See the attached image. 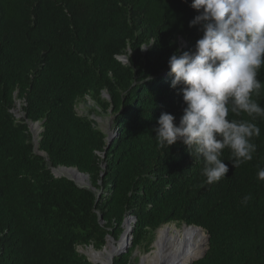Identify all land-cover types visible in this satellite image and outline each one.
Returning <instances> with one entry per match:
<instances>
[{"label":"trees","instance_id":"1","mask_svg":"<svg viewBox=\"0 0 264 264\" xmlns=\"http://www.w3.org/2000/svg\"><path fill=\"white\" fill-rule=\"evenodd\" d=\"M190 3L0 0V264H91L78 247L118 241L128 217L136 218L131 247L113 264H138L135 252L173 223L210 236L194 264H264V182L256 179L264 119L255 121L253 159L235 168L225 149L229 171L211 185L186 146L160 148L154 139L161 113L178 124L186 106L167 62L203 35L201 25L189 27L199 14ZM87 96L114 116L108 151L106 135L76 111ZM255 99L264 107V90ZM16 101L25 103L21 119ZM29 122L41 125L38 150L49 161L35 152ZM60 167L88 175L90 187L56 177Z\"/></svg>","mask_w":264,"mask_h":264},{"label":"clouds","instance_id":"2","mask_svg":"<svg viewBox=\"0 0 264 264\" xmlns=\"http://www.w3.org/2000/svg\"><path fill=\"white\" fill-rule=\"evenodd\" d=\"M190 7L199 14L189 27L201 25L203 35L194 51L177 50L167 62L170 86L179 89L186 106L178 124L174 115L161 113L154 139L160 148L186 146L202 162L203 183L211 185L229 171L222 159L225 149L235 168L256 152L253 138L260 128L255 121L264 119V107L255 99L264 90L258 79L264 68V0H191ZM230 114L249 119H229ZM256 179L264 182V168L258 167ZM252 199L247 194L241 203L247 206Z\"/></svg>","mask_w":264,"mask_h":264},{"label":"bare ground","instance_id":"3","mask_svg":"<svg viewBox=\"0 0 264 264\" xmlns=\"http://www.w3.org/2000/svg\"><path fill=\"white\" fill-rule=\"evenodd\" d=\"M32 129L38 130L35 126ZM55 173L72 178L80 185H87V180L75 169L60 167ZM126 226L127 238L122 240L123 243L121 242L119 248L109 242L102 251L91 250L90 258L94 264H111L114 257L120 254L121 246L129 242L128 235L130 236L131 233L129 225ZM205 245H208V236L204 230L187 225L180 229L175 224H169L157 231L153 249L141 258L140 264H191L206 251Z\"/></svg>","mask_w":264,"mask_h":264},{"label":"rangeland","instance_id":"4","mask_svg":"<svg viewBox=\"0 0 264 264\" xmlns=\"http://www.w3.org/2000/svg\"><path fill=\"white\" fill-rule=\"evenodd\" d=\"M180 43H181L182 47L186 46V43L184 42V40L181 39ZM120 59L124 63H127V61H128L125 57H121ZM102 99L103 100H109L110 97H109V95L107 93H104L102 95ZM24 107H25V103L23 101H16L15 108L12 110V113L18 119H21V116H23V114H24V112H23V108ZM76 111H77L79 116L88 117L90 120L94 121L95 125H96V128L101 130L106 135L107 140L108 139L110 140L111 138H116V127L114 125V116L112 115V112L110 110L109 111H105L95 99L87 96L86 98L80 100L78 102V104H77ZM41 129L42 128L39 127L38 130H37L38 132L33 130V129L30 130L31 131V135H32L31 142H32L35 150L39 147V141H40V137L39 136H40V133H41L40 132ZM87 183H89V180H87ZM173 224H175L180 229L183 228L186 225V224H181V223H179V224L178 223H173ZM126 229H127V226H124L125 232H126ZM206 234H207V232H206ZM123 235H124V232H123V234L121 235V237H120V239L118 241H116L112 237L111 238L109 237L106 246L102 250H104L107 247L109 242H111L115 247L119 248L120 244H121V242H122V240L124 239V236H125V235L124 236ZM130 237H131V233H130V236L128 235L129 242H127L125 245H122L121 248H120V251H121L123 246H126V248H124V251L128 250V248L131 247L132 237H131V239H130ZM156 237H157V231L154 234H152L150 236V239L147 240L144 243V245L135 252L134 259L138 262V264L141 263V258L143 256H145V255H147V254H149L151 252V250L153 249V244H154V242L156 240ZM204 247L208 248V245H205ZM206 248H205V250H206ZM92 249L97 250L93 246H89V247H87V246H79L78 247V252L82 256L86 257L88 259V261L91 262V264H94L91 261V258H90V252H91ZM102 250H97V251H102ZM118 255H120V254H118ZM118 255H116V256H118Z\"/></svg>","mask_w":264,"mask_h":264},{"label":"water","instance_id":"5","mask_svg":"<svg viewBox=\"0 0 264 264\" xmlns=\"http://www.w3.org/2000/svg\"><path fill=\"white\" fill-rule=\"evenodd\" d=\"M23 117H24V114H23V116H21V118H23ZM28 126H29V129H30V130H32L33 126H35V128H39V127H41V125H40L39 123H32V122H29V123H28ZM40 132H42V129H41ZM114 141H115V138H111L110 140L108 139L109 144H108V147H107L106 151H108L109 147L112 145V143H113ZM35 152H36L37 154H39L40 156L45 157L46 160L49 161L47 155H45L44 153L40 152V151L38 150V148L35 150ZM104 167H105V165H104ZM63 168H66V167H63ZM66 169H75V170L78 172L79 175L83 176L86 180H89V176H88V175L79 172L78 169H76V168H66ZM55 170H56V169H53V170H52V171H53V174H54L56 177H59V175H57V174L55 173ZM60 177H65V176H60ZM65 178H67V179L73 181V182H74L77 186H79L80 188L90 187V182L87 183V185H80V184L78 185V182H77L76 180L71 179V178H69V177H65ZM100 222L103 223V221H102V217H100ZM135 223H136V218H134V217H128V218L125 220V223H124V226H126L127 224L129 225V229H130V231H131V237H132L133 226H134ZM190 227H196V226H190ZM197 228L202 229V228H200V227H197ZM202 230H203V229H202ZM124 235H125V232H124ZM124 235H123V236H124ZM125 236H126V237H125ZM125 236H124V238L126 239V238H127V235H125ZM207 236H208V245H209V242H210V236H209V235H207ZM131 237H130V239H131ZM122 243H123V241H122ZM124 248H126V246H123V247H122V249H121V251H120V254L122 253V251L124 250ZM207 251H208V248L206 249V251H205V252H204L199 258H197L196 260H194L191 264H194L196 261H199V260H201L202 258H204L205 255H206V253H207ZM111 264H113V260L111 261Z\"/></svg>","mask_w":264,"mask_h":264}]
</instances>
